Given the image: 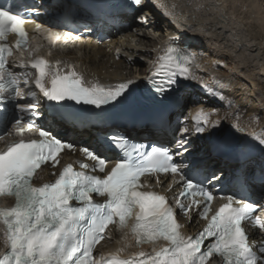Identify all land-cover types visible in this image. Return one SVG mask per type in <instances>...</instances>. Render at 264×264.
Returning a JSON list of instances; mask_svg holds the SVG:
<instances>
[{"label":"snow or ice","instance_id":"6c2138e0","mask_svg":"<svg viewBox=\"0 0 264 264\" xmlns=\"http://www.w3.org/2000/svg\"><path fill=\"white\" fill-rule=\"evenodd\" d=\"M129 3L139 8L142 0H129ZM156 6L169 14L168 6L162 0H157ZM174 8L175 5H172ZM26 22L30 21L22 13L0 8V72L6 76L0 83V92L7 93L13 100L16 97L23 100L24 93L17 87L16 75L7 70L6 57L11 55V48L2 42L6 41L9 33H14L17 39L13 47H26L27 33L22 27ZM141 22L147 23L146 18H142ZM192 59L186 51L167 47L164 55L155 62L154 78L149 80L147 97L136 94L131 80L113 89L96 85L85 87L82 77L75 71L58 74L53 71L56 65L44 56L36 58L27 67L35 70V88L49 101L69 100L97 109L109 104L122 105L134 113L145 100L157 106L178 103V98L172 95L173 86L179 78L195 79L189 67ZM19 67L24 68L25 65L21 63ZM50 74V87H46L44 80ZM27 75L24 73L25 83L28 82ZM28 95L34 97L35 93L29 89ZM2 102L3 98H0ZM37 106L32 100L18 105L23 112L34 111ZM192 119L198 134L204 133L211 123L203 109L196 110ZM20 123V119L15 120L16 125ZM212 127L216 125L212 123ZM180 131L183 134L188 129L181 128ZM39 136V141L21 140L0 151V196L14 197L13 206L0 209V225L5 228L8 248L0 256V264H209L210 258L215 256L221 258V264H264V242L254 250L244 228L245 222H248L264 231V219L255 215L257 204L224 195L219 199L225 202L209 217L214 193L202 184L186 179L182 166L175 160L176 156L183 157L189 151L188 141L183 135L175 141V151L153 146L150 152L134 159L129 151L132 146L125 142L124 137L110 134L107 141L98 147L107 143L109 147L119 148L123 155L103 177L90 175L87 164L79 165L82 171H75L73 165L68 164L54 182L37 187L32 183L37 170L46 163L55 168L59 164V154L74 148L71 143H65L47 131H39ZM257 140L264 150V136ZM79 151L95 162L91 172L105 173L108 161L98 151L88 147ZM163 174L180 175L184 182V190L176 198L181 212L187 214L193 205H185L180 197L187 199L197 194L202 197V210L200 204L193 201L201 219L206 221L203 230L196 236L186 237L180 232L182 225L165 196L140 190L147 186L141 182V177L155 176L159 183ZM212 179L219 177L213 176ZM93 194L105 197V202L95 203ZM133 216L134 222L129 225L128 221ZM111 224H116L121 230L129 229L137 246L155 244L160 240L167 242V246L156 250L153 256L139 252L133 259L112 256L107 260L101 257L97 261L93 248L104 239L103 234ZM205 240L209 241L206 246Z\"/></svg>","mask_w":264,"mask_h":264},{"label":"bare ground","instance_id":"6f19581e","mask_svg":"<svg viewBox=\"0 0 264 264\" xmlns=\"http://www.w3.org/2000/svg\"><path fill=\"white\" fill-rule=\"evenodd\" d=\"M162 2L169 14L156 6L157 0H142L145 25L140 19L122 36L97 45L79 40L78 49L68 52L67 59L85 80L115 85L150 77L157 58L169 46L191 52L194 59L189 67L195 79L185 81L188 93L198 98L186 97L187 122L203 109L211 123L201 133V141L190 140L194 148L210 156V164L220 168L222 161L210 152L211 141L245 150L259 146L257 138L264 136V0ZM260 161L264 164V158ZM259 194L264 200V191ZM137 250L127 231L113 230L98 247V254L125 257Z\"/></svg>","mask_w":264,"mask_h":264},{"label":"rangeland","instance_id":"374dc122","mask_svg":"<svg viewBox=\"0 0 264 264\" xmlns=\"http://www.w3.org/2000/svg\"><path fill=\"white\" fill-rule=\"evenodd\" d=\"M217 109H219V108H217Z\"/></svg>","mask_w":264,"mask_h":264}]
</instances>
